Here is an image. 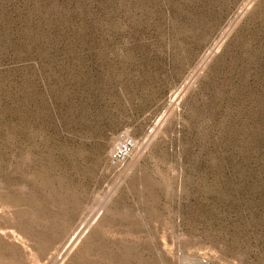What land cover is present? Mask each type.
Segmentation results:
<instances>
[{
    "label": "rangeland",
    "instance_id": "rangeland-1",
    "mask_svg": "<svg viewBox=\"0 0 264 264\" xmlns=\"http://www.w3.org/2000/svg\"><path fill=\"white\" fill-rule=\"evenodd\" d=\"M0 264H264V0H0Z\"/></svg>",
    "mask_w": 264,
    "mask_h": 264
},
{
    "label": "built area",
    "instance_id": "built-area-1",
    "mask_svg": "<svg viewBox=\"0 0 264 264\" xmlns=\"http://www.w3.org/2000/svg\"><path fill=\"white\" fill-rule=\"evenodd\" d=\"M131 147H132L131 142H127V141L122 147H118L114 153V160L116 162L122 161L125 158V156L129 153Z\"/></svg>",
    "mask_w": 264,
    "mask_h": 264
},
{
    "label": "bare ground",
    "instance_id": "bare-ground-1",
    "mask_svg": "<svg viewBox=\"0 0 264 264\" xmlns=\"http://www.w3.org/2000/svg\"><path fill=\"white\" fill-rule=\"evenodd\" d=\"M127 142H131L132 145L134 144L132 141H127Z\"/></svg>",
    "mask_w": 264,
    "mask_h": 264
}]
</instances>
